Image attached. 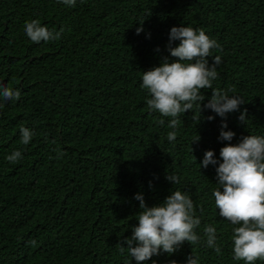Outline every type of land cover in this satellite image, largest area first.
<instances>
[{
  "label": "trees",
  "instance_id": "16d2710c",
  "mask_svg": "<svg viewBox=\"0 0 264 264\" xmlns=\"http://www.w3.org/2000/svg\"><path fill=\"white\" fill-rule=\"evenodd\" d=\"M37 19L63 28L60 38L32 43L24 24ZM181 26L220 45L207 58L221 57L212 88L245 103L221 118L203 108L212 90H202V110L194 104L171 129L172 117L148 109L142 73L174 61L169 33ZM0 85L21 92L0 98V264H136L117 246L127 248L142 211L134 197L153 207L176 190L193 201L201 241L143 264H187L191 254L198 264H244L233 259L234 226L215 207L218 164L199 165L206 151L222 162V147L264 136V0H0ZM222 123L230 142L218 139ZM21 126L34 132L28 145ZM14 151L22 158L12 164ZM207 225L220 254L206 245Z\"/></svg>",
  "mask_w": 264,
  "mask_h": 264
},
{
  "label": "clouds",
  "instance_id": "9594fccd",
  "mask_svg": "<svg viewBox=\"0 0 264 264\" xmlns=\"http://www.w3.org/2000/svg\"><path fill=\"white\" fill-rule=\"evenodd\" d=\"M58 2L67 6L76 4V0ZM24 31L32 43L38 44L59 39L64 29L54 33L46 26H41L37 19L26 21ZM141 31L142 28L136 29L137 34ZM173 41H179L178 46L172 47ZM212 49L221 50L220 45L204 30L188 26L172 27L167 50L175 58L174 61L165 58L160 66L142 73L141 87L151 97L146 101L148 109L163 117H172L169 128L175 129L181 123L177 117L191 111L194 104H197L199 112L202 110L201 104L205 100L202 90L205 89H211L212 95L203 108L210 109L221 118L237 111L245 103L242 98L230 97L212 88V82L218 78L216 67L221 63V57L215 56L209 65L207 58ZM20 96V90L14 91L0 85V98L4 101H17ZM245 114L246 110L238 117L242 123L245 122ZM213 119V116L207 117L208 121ZM159 123L164 124V120L161 119ZM224 128H227L226 123L221 124L218 139L230 142L235 133L224 131ZM19 131L20 143L28 145L34 132L24 126ZM176 138L175 131L167 134L170 142ZM198 140L197 136L194 142ZM219 156L222 162L213 158V151H206L199 168L218 164L215 171L220 188L214 190L212 195L215 207L219 210L218 215L234 226L231 235L233 259L244 264L264 261V136H244L239 143L222 147ZM21 158V152L14 151L6 160L15 164ZM166 179L172 183L179 182L176 176L167 175ZM134 198L140 202L139 209L142 211L137 214L136 226L131 229L132 237L125 241L127 248L117 246L121 253L127 251L136 264H143L161 251L171 255L184 242L190 245L200 243L201 237L194 230L200 226L201 220L195 216L194 204L189 195L176 190L163 204L153 207L146 206L141 194ZM216 233L217 229L212 225L203 229L206 245L220 254V248L215 245ZM133 241L136 242L135 247ZM170 264H175V261ZM187 264H198V259L191 254Z\"/></svg>",
  "mask_w": 264,
  "mask_h": 264
}]
</instances>
